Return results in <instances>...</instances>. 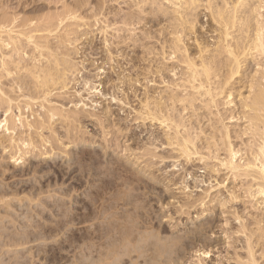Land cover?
<instances>
[{"label":"bare ground","instance_id":"bare-ground-1","mask_svg":"<svg viewBox=\"0 0 264 264\" xmlns=\"http://www.w3.org/2000/svg\"><path fill=\"white\" fill-rule=\"evenodd\" d=\"M166 1L176 6L174 13L178 14L179 18L176 19L171 33L173 38L170 44L164 42L161 54L163 60L174 55L178 63L185 65L179 78L182 82H171L169 89L167 86L169 91L161 89L158 93L160 88L149 87L150 82L157 84L158 77L163 80L162 82H166L164 72L168 69L171 72L176 71L177 67L171 69L163 62L154 65L155 67L147 65L141 69L140 75L125 76L119 73L115 80L111 78L108 81L112 88L119 89L122 85L128 88V91H134L135 97L138 92L136 85L145 87L140 109L132 107L129 95L124 99L115 96V99L131 105L135 111L133 117L135 122L139 121L144 126H159L164 131L163 138L154 136L155 138L150 140L149 143L155 146L154 149L148 148L146 144L136 147L139 151L144 150L140 157H138L140 153L134 156L137 159L131 158L137 149L131 145H123L125 148L121 151L127 154L129 159L127 163H122L120 159H111L102 164L100 155L80 151L76 160L81 172L76 178L79 186H84L82 180L84 173H88L93 180L92 182L87 180L88 185H85L87 189L84 194L82 193L85 197H82L81 193L71 197L73 199L70 200L79 205L77 208L68 210L67 200L66 202L63 200L59 206L62 209V218L57 221L56 226L59 228L69 222L77 226L76 229H67L63 233L65 236L63 241L71 242L75 251L74 264H142L141 259L143 264H150L154 259L157 260L153 251L157 252L158 249L154 247V237L158 234H154L155 225L150 209L147 210L142 202L139 204V197L134 193L136 189L146 188L140 175L154 176L153 158L163 161L172 159L177 162L182 160L180 163L184 166L183 169L198 162L196 167L198 170L203 167L206 171L205 176L200 175V179L197 172L189 175L197 178L196 188L200 187V184L209 186L204 194L188 195V199L181 207H186L191 214V209L196 210L198 206H204L205 209L202 207L201 212H194L197 216H200L198 213L203 215L206 209H209L206 207L209 204L212 205L209 206L211 210L219 205L224 213L227 209L234 208L233 217L226 218V221H239L240 225L235 233L246 235L247 261L241 264H261L257 258L256 248L261 246L260 250L264 257V62L258 63L260 67L254 75L250 76L247 70L251 60H257L259 57L264 59V19H261L264 16L261 13V9H264V0ZM8 7L0 2V111L2 117L4 116L3 119L0 118V128L6 132L21 131L18 138L10 136L8 140L1 141L2 146L8 143L4 150H10L11 159L16 163L25 162L26 155L48 144L50 147L40 152L42 156H49L50 150L53 152L59 148L57 145L59 142L61 145L83 143L85 140L79 134L86 127V118L89 117L96 118L102 128L101 131L104 132L102 145L105 154H109L110 149L114 147V139L118 141V144L115 143L116 148L121 149V137L130 140V135L128 128H123L120 120L112 121V115L110 116L107 111L105 116L94 112H89L88 116L82 109H64L68 102H76V107L82 103L84 106L88 105L83 99L84 94H80L81 89L76 88L80 80L77 76L84 68L79 66L81 63L74 61L76 58L72 55L73 51L70 53V50H75V54L78 55L88 45L93 44V41L88 39L87 31L81 36L78 35L77 28L88 24L84 20L85 17L78 14L80 10L66 8L63 13H49L44 18L24 17L19 20L15 13L9 12ZM205 17L208 20L202 22ZM35 19L37 22H34ZM198 23L202 28L208 25V30L216 33L213 45L198 33ZM135 24L134 16L124 21L125 26ZM101 32L106 33L103 30ZM72 36L76 38H71ZM83 36H86V39L81 44L82 48L80 45L73 49L69 47ZM51 38L58 40L57 45H53ZM191 40L194 47L189 43ZM106 46L110 63L115 61L121 68L117 56L124 57L125 51H120L122 49L116 46V53L120 55H115L116 53ZM134 59L130 57V62H134ZM106 63L102 60L96 70L106 71ZM110 66L115 72V66L111 64ZM98 75L100 74L96 77ZM82 77L84 85L90 86L88 91L85 89L88 95L92 90L99 89V86L94 84L96 79L93 81L96 77ZM72 82L74 85L70 86ZM177 87L181 89L180 92L176 91ZM74 89L75 94L71 92ZM125 89L123 88V91ZM77 93L79 100H70L66 102L67 104L62 103L59 106V102L65 100L64 96L70 94L68 97L70 98ZM220 106L229 107L225 115L214 113L213 108L218 110ZM178 107H181V110H178ZM234 107L243 109L240 118L237 117L238 112H235ZM31 116H34V119L29 121ZM206 119L209 123L207 126L206 123L203 124ZM234 119L237 121L245 119L247 123L243 131L235 132L236 136H233L231 127L226 123L227 120ZM106 122L112 126L105 124ZM57 124L63 125L67 132L66 136L60 135ZM45 131H48L49 135L44 134ZM109 135H112L110 139L107 138ZM245 135H251L254 140L246 143L247 148L245 153H242L243 149L236 148L233 138H242ZM64 138H68L69 142H64ZM157 142L161 143L160 146L171 147V151L176 153L157 154ZM134 143L137 144V141L134 140ZM244 156L246 157L242 161ZM141 159L143 162L147 159L146 165L142 168L139 163ZM175 161L170 166L177 167ZM128 163L138 165L141 169L138 170V167V171H133ZM188 172L186 169L181 182H179L181 177L179 179L166 177L162 180L173 186L185 184ZM237 182L242 183L244 197L249 201H246L243 194L237 190ZM187 188H190V185L185 184L182 187L184 190ZM215 188L218 190L214 196L210 190ZM239 202L251 203V207L256 210L259 208L263 215L251 213L249 218H246L243 212L235 209ZM10 205L8 203V207ZM38 228L41 230L40 234L53 232V228L47 230V227L42 225H38ZM159 230L163 232L167 229L160 226ZM159 249L157 253L163 255L165 250ZM202 254L208 255L209 252L203 251ZM171 262L170 264H173Z\"/></svg>","mask_w":264,"mask_h":264},{"label":"rangeland","instance_id":"rangeland-1","mask_svg":"<svg viewBox=\"0 0 264 264\" xmlns=\"http://www.w3.org/2000/svg\"><path fill=\"white\" fill-rule=\"evenodd\" d=\"M0 2H2L3 6L8 5L9 7L7 9L9 12L12 14L15 13L19 20L24 17L44 18L49 13H63L66 8L80 10L78 14L85 17L84 20L88 24L87 26L77 28L78 35L81 36L88 32V39L93 41V44L92 46L88 45V47L80 51L78 55L75 54V50H70V53L73 51L72 55L76 58L74 61L79 62L78 64L81 63L79 66L84 68L77 76L78 80H80L76 88L79 90L81 89L80 94H84L85 98L83 99L88 105L84 106L82 103L78 104L76 107V102H68L70 100H79L80 97L78 93L70 98H68L70 94L64 96L65 100L59 102L60 105H58L61 106L62 103L67 104L66 102H68L66 105L67 107L64 105V109H82L86 111L88 116L93 112L105 116L107 111L110 116L112 115V121L115 119L120 120L123 124V128H128V135H130V140L129 138L121 137V149L116 148L115 143L118 144V141L114 139V147L110 149L109 154H105L102 145L104 141L102 140L104 139V132L101 131L102 128L99 126L97 120H95L96 118L89 117L86 118V127H84L82 133L79 134V136L85 140L83 143H68L66 145H61L59 142L57 144L59 148L55 149L53 152L50 150L51 154H49V156H42L40 152H44L47 147H50V144H48L44 146L45 148L36 149L32 154L26 155L24 157V159H26L25 162L18 161L16 163L14 159H11L10 150H4V147L8 145V143L2 146L1 141L8 140L10 136H16L18 138L21 131H18L17 134L16 132H6L4 131L5 129L3 130L0 128V264H74L75 251L73 250L71 242L63 241L65 240L63 233L67 229H76L77 226L69 222V224L62 225V227L60 226L58 228L56 223L62 218V209L59 206L63 200H65V202L67 200L66 208L68 210H72L74 207L77 208L79 205H77L75 201L72 202L71 200L73 198L71 199V197H76L80 193L84 194V191L87 189L85 186L87 180H89V182L93 180L92 177H89L88 173H84L82 176L84 186H79V182L76 179L81 173L79 166L76 164L79 152L85 150L92 155H100L102 164L111 159H120L122 163H127L129 162L127 154L121 151L125 148L123 145H131V147L136 150L139 145L143 146L146 144L148 148L154 149L155 146L150 145V140H153L154 136H159L162 139V135H164V131L157 125L151 127L149 125L144 126L140 124L139 121L135 122L133 120L135 111L131 108V105L124 104L122 100L118 101L115 99V96L119 99H124L129 95L132 107L140 109V101L143 100L145 93L144 86L140 84L136 85V90H138V92L135 97L134 91H128V88L122 85L119 86V89L112 88L110 87L111 83L108 81L111 78L115 80L119 73L125 76H130L131 74L132 76L136 74L140 75L142 73L141 69L147 67V65L152 67L163 62L170 66V68L174 66L177 67L176 71L171 72L169 71L170 69H168V71L164 72L166 82H162L163 80L158 77L157 84L154 85L153 82H150L149 87L154 89L156 87L160 88L157 91L158 93L161 89L162 91H169L167 90V86L169 89V84H171V82L180 83L181 79L179 78H181V72H183L185 65L178 63L174 55L163 60V55L161 54L164 42L167 41L168 44H170L173 38L171 33L179 15L174 13L176 6L166 0H0ZM79 4L84 5L79 7ZM261 13L264 15V9H261ZM131 16L136 18V24L133 26H125L124 21ZM261 19L263 20L264 16L261 17ZM207 20L208 18L205 17L202 22H206ZM35 21L37 22V19H35L34 22ZM147 21L149 22L147 23ZM197 29L200 35H203L212 45L214 44L216 41V33L210 32V30H208V25L202 28L200 23H198ZM102 30L106 31V33L103 34V32H101ZM74 37L76 38V36H72L71 38ZM51 39L53 45H57L58 40H54L55 38ZM85 39L86 36H83L82 39L69 47L73 49L75 46L80 45L79 47L82 48L81 44ZM106 40L108 41L107 44ZM187 41L188 37L185 38L186 43ZM189 43L194 47L193 40ZM106 45H108L114 53L117 52L116 46L122 49L120 51H125V58L117 56L121 62V68L120 66L118 67L117 62L113 61L110 63L108 60L109 54L106 52ZM118 54L120 55V53H116L115 55ZM130 57L135 58L134 62H130ZM102 60L108 63L105 65L106 71L96 70L97 66L101 65ZM263 62L264 59L261 57L249 62L247 72L250 76L254 75L257 69H259L260 66L258 63ZM110 64L115 66V72L111 69ZM97 74L100 75L96 77ZM82 76L96 77L93 81L96 79L97 82L95 81L94 84L99 86V89L96 91L92 90L91 94L88 95L86 91H88V87L90 86L84 85L85 83ZM74 78L75 77H72V79ZM100 81L106 83L101 84ZM72 85H74L73 82L70 86ZM123 88H126L125 91H123ZM172 88L174 87L172 86ZM177 88H175L176 91L180 92L181 89L178 88L177 90ZM82 89H84V91H82ZM75 91L74 89L71 92L75 94ZM185 93L186 91H184V94ZM123 95H125V97ZM246 95H248V93H246ZM239 101L240 98L237 99V102ZM238 105L240 104L238 103ZM227 108L229 107L220 106L218 110L213 108V111L214 113H222L225 115L227 113ZM177 109L181 110V107ZM39 110L41 111V109ZM26 112H28V110H26ZM235 112H238L237 117L240 118L241 114H243V109L236 107ZM186 113L187 112H185V114ZM25 116L27 117L28 114ZM0 118H4V116L2 117V111H0ZM33 119L34 116H31L29 121ZM186 119H188V116H186ZM204 123H206L205 126L209 124L207 119L203 124ZM226 123L231 127L233 136H236L235 132L243 131L247 126L245 119H239L238 121L237 119L227 120ZM105 124L112 126L109 122ZM58 129L60 135H67L63 125H58ZM44 134L49 135V132L45 131ZM24 136H26V134ZM111 137L112 135H109L107 138L110 139ZM252 139L251 135H245L242 138H233L236 148L243 149L242 153H245V149L247 148L246 143L254 140ZM134 140L137 141V144L134 143ZM63 141L69 142L68 138H64ZM156 145L158 146L156 153L159 155L163 153L169 154L170 152V154L176 153L171 151V147L166 145L160 146V142H157ZM143 151V149L140 151L137 149L136 152L134 151L131 158L137 159V157L134 156L140 153L138 155V157H140ZM18 156H20V153ZM245 157L246 156H244L242 161H244ZM146 161L147 159H144V162L141 159L139 162L141 163V168L146 165ZM174 161L175 160L172 159L163 161L158 158H153L154 165L152 171H154V176L140 175L146 188L142 187L136 189L134 192L139 197L138 203L141 204L142 202L147 210L150 209V213L152 214L153 223L155 225L154 234H158L154 237L156 240V242L154 240V247H156V249L158 248L157 252L160 250L159 248L163 249L162 251L165 250L163 255H159L157 252L153 251L154 254L156 253L155 257L157 260L154 259L150 264H170L171 261L173 264H241L242 262H246V235L235 233L238 230L240 222H232V220L229 222L226 221V218L230 216L233 217L232 213L234 208L227 209L224 213V210L222 211L219 205L211 210L212 205L209 204L211 207L206 206L209 209H206L203 215L198 213L200 216H197L194 212H201L204 206H198L196 210L195 208L191 209V214H189V210L186 207H181L182 203L184 204L186 202L188 195L198 196L204 194L209 186L207 184H200V187L196 188L195 186L198 182L196 181L197 178H193L189 173L197 172L199 174L197 175L200 177V175L205 176L206 171L201 167L202 164L200 165L202 169L198 170V167H196V163L198 165V162L193 166L190 165L185 167V169H183L184 166L181 164L182 160L178 162L177 160L175 161L177 162V167L170 166L174 164ZM128 166L133 171L141 169L138 165H133V163H128ZM186 169H188L189 172L185 178V184L190 185V188L184 190L182 187L185 186V184L179 183V185L173 186L168 184V181L163 182L162 179L166 177L175 179L181 177L179 182L183 181L182 177L185 176L184 172ZM236 184L237 190H239V192L243 194V198H245L244 190L241 187L242 183L237 182ZM217 190L218 188L211 189L210 193L215 196ZM83 194L82 197H85ZM31 200H33V202H30ZM245 200L249 201V199L246 198ZM8 203L11 204L9 207ZM251 205V203L244 204L243 202H239L236 204L235 209L240 210L241 213L243 212L246 218H249L251 213H263L259 208L256 210L252 208ZM38 225L47 227V230L53 228V232L40 234L39 231L41 230L38 228ZM160 226L167 230L160 232ZM253 227L254 226H252V228ZM226 229L228 231H226ZM69 233L70 231H68V234ZM157 236L158 239H156ZM167 242L170 243L167 244ZM173 246H176V249L173 248ZM260 249L261 246L256 248L257 258L261 264H264V257ZM203 251L209 252V254L203 255ZM141 263L143 264L142 259Z\"/></svg>","mask_w":264,"mask_h":264}]
</instances>
